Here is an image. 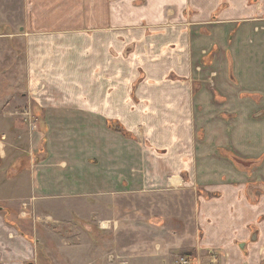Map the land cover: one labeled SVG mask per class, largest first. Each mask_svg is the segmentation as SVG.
<instances>
[{"label":"crops","instance_id":"0c3cea01","mask_svg":"<svg viewBox=\"0 0 264 264\" xmlns=\"http://www.w3.org/2000/svg\"><path fill=\"white\" fill-rule=\"evenodd\" d=\"M26 1L30 110L42 124L30 162L0 151V264H35L25 203L54 217L52 202L96 199L104 214L124 193L182 201L185 190L193 233L169 247L192 250L190 264H264V0Z\"/></svg>","mask_w":264,"mask_h":264},{"label":"rangeland","instance_id":"374dc122","mask_svg":"<svg viewBox=\"0 0 264 264\" xmlns=\"http://www.w3.org/2000/svg\"><path fill=\"white\" fill-rule=\"evenodd\" d=\"M29 10L26 0H0V151L5 149L8 161L19 157L30 162L35 158L33 147L38 125L42 124L30 110V98L38 92L28 82L25 21ZM111 128L122 130L116 122H112ZM252 165L248 168L253 173L256 164ZM5 186L10 195L33 194L29 187L26 191L25 183L14 184L12 189L7 183ZM192 191L185 190L182 201L167 192L124 193L115 201H105L104 214L100 213L96 199L93 205L83 200L52 202L54 217H36L32 206L25 203L20 225L37 244L35 264H101L102 257H117L124 263L130 255L166 250L177 257H189L192 250L182 253L169 246L176 245L177 239L190 241Z\"/></svg>","mask_w":264,"mask_h":264},{"label":"built area","instance_id":"2783aa9c","mask_svg":"<svg viewBox=\"0 0 264 264\" xmlns=\"http://www.w3.org/2000/svg\"><path fill=\"white\" fill-rule=\"evenodd\" d=\"M190 263H191V261H190V258L188 256L180 257L177 260V264H190Z\"/></svg>","mask_w":264,"mask_h":264}]
</instances>
